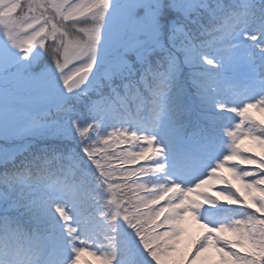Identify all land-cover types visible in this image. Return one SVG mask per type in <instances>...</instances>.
Wrapping results in <instances>:
<instances>
[{
    "label": "snow or ice",
    "instance_id": "snow-or-ice-1",
    "mask_svg": "<svg viewBox=\"0 0 264 264\" xmlns=\"http://www.w3.org/2000/svg\"><path fill=\"white\" fill-rule=\"evenodd\" d=\"M49 6L72 22L77 35L52 17L0 22V264H78L89 242L101 264H140L136 248L121 237V222L151 264H264V126L247 115L251 108L264 111V0H51ZM85 9L93 23L79 27ZM40 56L52 67L37 71L33 64ZM189 86L199 106L195 118L186 102ZM130 100L136 127H104L106 119L128 114ZM209 107L238 117L224 129L228 151L188 186L167 176L164 195L187 193L185 218L202 219L199 210L216 202L248 211L212 225L199 243L181 234L161 248L149 226L154 218L117 196L107 152L127 145L119 153L123 161L147 165H134L145 175L166 174L164 150L152 130L163 127L174 140H200L205 133L199 121L215 127L218 119ZM37 134L80 137L83 155L51 151L99 170L101 202L92 203L90 184L44 190L24 179L23 168L9 169L30 148L19 142ZM241 138L253 146L243 147ZM171 156L176 161L184 153L177 146ZM226 182L234 191L207 195ZM25 217L27 225L20 222ZM182 223L178 216L173 231Z\"/></svg>",
    "mask_w": 264,
    "mask_h": 264
},
{
    "label": "rangeland",
    "instance_id": "rangeland-1",
    "mask_svg": "<svg viewBox=\"0 0 264 264\" xmlns=\"http://www.w3.org/2000/svg\"><path fill=\"white\" fill-rule=\"evenodd\" d=\"M13 2H14V6L13 3L9 2V0H0V22H2L5 18H15L17 20H23V19H27L28 17H35L36 21L39 22L47 17H52L57 24L63 25L64 28L69 33L73 35H77L71 21L65 22L62 17L57 18L55 10L49 6L51 0H13ZM18 8L20 9L19 11H17ZM83 12L84 15L81 18L80 24L78 25L79 27H84L85 25L93 23V21L88 18L89 10L85 9L83 10ZM28 23L31 24L33 23V21L28 20ZM39 51L40 49L37 47L33 50V52L30 55L36 56L37 52ZM81 55H83V52H81ZM33 67L37 71H39L45 67H52V64L46 56H40L33 64ZM251 109H248L247 112V115L249 117H250L249 113L251 112ZM236 119H238V117H236L235 115L231 117L228 121V124H226L225 127H230ZM151 134L156 137V140L159 142L160 147L164 150L165 163L167 165V172L166 174H162L163 176L159 183L160 194H164L166 191V188L163 186H166L168 184V180L166 179L167 176H171L173 180H175L178 183H181L182 186H188L192 183H195V181L198 178H201L202 176L206 175L208 169L213 167L215 165V162L221 159L222 156L228 151L227 148L228 138L225 135H223V137L221 138V142L215 147V150L212 152V154L207 153V157H202L201 161L197 162L195 166H189L185 163H181L179 159L173 161L171 156L172 150L170 148L171 143H169L168 140V138L170 137L167 135L163 127L152 130ZM58 138L63 139L62 137H52L48 135L37 134L26 137V139L20 141L19 144L30 145V148L26 152H30L32 148L31 146L41 141L48 142L49 144H53L54 146L67 145L64 142H61L60 140H56ZM75 141L77 143L80 142V137H77ZM240 142L243 147L253 146L252 142L248 138H241ZM46 147H51V146H46ZM114 148H115L114 150L117 153L120 152V149H118L116 146ZM103 155L104 154L98 155V158H100L102 162H104ZM107 156L109 159L106 161V163L109 166L108 170L111 171L113 174L111 178H113L118 174V168H119L118 166L119 164L121 165V163H119L118 157L112 159L110 154H108V152H107ZM94 173L95 176H98L99 170H94ZM112 180L115 181V179ZM114 181H112V183L116 185V182ZM215 190L216 191L218 190L217 187ZM129 191H130V196L132 197L133 190H129ZM221 192H223L222 189L221 191H219V193ZM223 193L227 194V191H224ZM186 195L187 193L182 190H176L172 193L167 194V199L164 202V207L165 209L170 210V213L172 214L173 217L172 237L168 235L170 239H165L163 243L160 244V247L165 248V245L168 243H171V245L175 244L177 242V238L181 234L184 235L185 241L195 242L196 240H199L200 242L201 238H203L206 234L211 232L212 225H215L217 222L229 220V219L217 218V216L214 215L215 211L212 210L215 207L213 205L217 204V202L213 205H208V206L205 205L199 210V214L201 215L202 219H196L193 217L185 218L184 212L187 210L186 205L188 203V201L184 200V197ZM207 195L212 196L210 193H207ZM131 201L135 202L136 197L133 196L131 198ZM246 211L248 210L242 212H246ZM178 216L183 220V223L181 224L178 231H173V229L175 228V221ZM206 225L208 226L206 227ZM126 227L127 225L121 222L120 228L124 230ZM212 234L215 235V233ZM125 235L128 245L136 248L137 258L140 260V264H151L150 257H147V254L143 252V249L139 246L138 241L130 242V239L126 232ZM162 236L163 235H160L159 238ZM92 252H94L96 255H92L91 254ZM99 255L100 252L98 248L96 246H93L91 242H89L88 249L85 251V253L82 254L78 264H101V260L97 258ZM162 264H176V262L162 260Z\"/></svg>",
    "mask_w": 264,
    "mask_h": 264
},
{
    "label": "trees",
    "instance_id": "trees-1",
    "mask_svg": "<svg viewBox=\"0 0 264 264\" xmlns=\"http://www.w3.org/2000/svg\"><path fill=\"white\" fill-rule=\"evenodd\" d=\"M261 73H264V69L260 70ZM186 102L189 103L192 106L193 111H199L197 109V103L196 99L192 94L191 86H189L188 95L186 97ZM132 108L129 109V112L127 115L122 114L121 116L113 119H106L104 121V127H110V126H118L129 124L130 126L135 125L134 121L137 119L138 114L135 110V103L131 100L129 101ZM208 113H215V110H206ZM198 113V112H197ZM196 112L193 113V117H196ZM206 122L205 120L199 121L200 125L203 124V122ZM259 123L258 120H255ZM127 126V127H130ZM205 139H210V136L204 135L203 138L200 140L203 141ZM60 140L61 142H64L67 145H58L54 146L53 144H49L48 142H37L36 144H33L31 147L30 152H24L21 155H19L14 162L17 163V166L15 168H23V177L28 182L33 184L35 187L37 185H47L48 183H52L53 181H57L59 184H85L86 186L90 184L91 191H92V203L98 204V197L95 193V190L101 189V183L97 181V176H95L94 170L92 168H89L87 163H84L82 165L76 166L75 162H69L66 159H60L58 155H54L52 153V149L55 148L58 151L59 150H75L76 152H79L81 155H83L82 151L80 150L79 142L77 143L74 139H56ZM70 143V144H69ZM51 146V147H46ZM44 147V148H43ZM128 146L123 145L122 150L120 152H116L115 148H110L108 151V154H110L111 158L114 159L118 157L119 168H118V174L114 176L112 179H115L116 186H118L115 190L117 193V196L121 201H128L132 205H137L143 213H145L146 216L153 217V224L149 226H153V230L156 232L159 230V221L155 218V214L151 211V209L148 208V205H150L151 198V192L149 191L150 186V180H152L156 175H145L143 172L139 171L137 168L134 167V165L139 164L140 168L148 167L145 164H140L138 160L135 161H123L122 157L119 155V153H122L126 150ZM44 149H48V151H44ZM128 149V148H127ZM12 164H9V169H15ZM78 168H82L87 170L88 177L85 178L80 171H78ZM129 173H132L129 175ZM114 181V180H112ZM140 185H143L140 187ZM135 186V188H134ZM126 190V191H125ZM133 190V196L136 197V201L132 202L130 196V191ZM139 201V202H138ZM124 206H128V204H125ZM234 217V215H233ZM164 225V224H163ZM161 226V228L163 227ZM125 232L128 234V237L130 239V242L132 241H138L135 237L134 233L131 229L128 227L125 228ZM123 229H120V234L122 239L126 240V235ZM162 232L165 235L166 232ZM165 239H169L167 236L164 238H161L162 241ZM163 243V242H162ZM199 243V241L197 242Z\"/></svg>",
    "mask_w": 264,
    "mask_h": 264
},
{
    "label": "clouds",
    "instance_id": "clouds-1",
    "mask_svg": "<svg viewBox=\"0 0 264 264\" xmlns=\"http://www.w3.org/2000/svg\"><path fill=\"white\" fill-rule=\"evenodd\" d=\"M12 164V166L15 168L16 166H17V163L16 162H9V164ZM17 219H19V218H17ZM20 222L21 223H24V224H28V220H27V218L25 217L24 219H22V220H20Z\"/></svg>",
    "mask_w": 264,
    "mask_h": 264
},
{
    "label": "water",
    "instance_id": "water-1",
    "mask_svg": "<svg viewBox=\"0 0 264 264\" xmlns=\"http://www.w3.org/2000/svg\"><path fill=\"white\" fill-rule=\"evenodd\" d=\"M73 1V0H70V2Z\"/></svg>",
    "mask_w": 264,
    "mask_h": 264
}]
</instances>
